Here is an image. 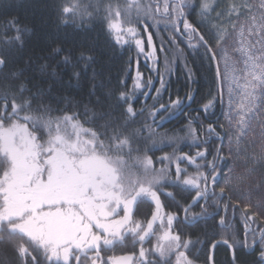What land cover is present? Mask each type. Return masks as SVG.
<instances>
[{"label":"trees","instance_id":"16d2710c","mask_svg":"<svg viewBox=\"0 0 264 264\" xmlns=\"http://www.w3.org/2000/svg\"><path fill=\"white\" fill-rule=\"evenodd\" d=\"M175 1L168 0L169 14L164 15V0H136L129 15L125 12L129 0H0V54L7 60L6 68L0 72V90L15 92L23 83L30 90L25 95L42 93V103L50 106L52 117L76 112L80 120L85 121L87 109L95 116L85 127L104 132V126L109 125V133L119 128L132 137L133 147L139 151L124 157L132 182L145 178L137 158L140 161L144 157L151 158L154 171L149 172V176L166 170L164 186L159 190L160 216L165 217V226L161 227L157 221L154 235L143 241L126 234L122 241L112 246L101 245L100 255L107 264H111L110 258L120 257H130L127 264H141L142 248L151 264H177L179 251H184L193 264H233V249L229 245L244 241L245 234L249 242L253 237L259 240L260 233L264 232V223L256 215L251 216L252 210L245 213L241 206L234 210V203H229L227 208L228 200L220 196V185L229 164L224 144L222 146L227 131L220 76L216 59L206 51L199 38L192 41L184 27L178 32L182 17L177 18L172 10ZM229 1L219 0L212 11L204 15L211 25L207 41L212 48L217 28L227 31V25L222 23L223 15L235 14L231 6L236 4ZM201 2L193 0L195 7L184 8L190 22L200 13ZM73 3L90 15L62 18L61 5ZM109 5L120 8L119 19L127 43L117 44L108 31L105 9ZM137 6L148 14L137 18ZM13 20L17 21L15 26L9 24ZM128 27L135 29L134 35L126 32ZM16 28L21 29L22 43L13 40ZM137 40L142 42L140 46ZM87 57H91V61ZM76 72L80 73L79 78L74 76ZM121 92L126 94L127 102L119 99ZM189 95L191 100L187 99ZM177 98L181 101L179 107L172 103ZM40 103L34 101L33 107H39ZM128 105L134 109L135 116L127 114ZM205 105H209L206 110ZM4 124L8 126L9 121ZM29 129H32L31 124ZM197 153H204V156ZM175 157L185 159L177 161ZM188 157L194 158L195 164ZM176 163L190 176L197 174V166L199 172L209 177L216 175L217 183L208 181L207 201L201 199L193 203L195 188L188 186L181 191L170 186L175 180ZM5 167L0 160V172ZM213 191L216 195H212ZM167 192L176 194L175 198L166 196ZM185 208H188L189 218L201 214L202 209L207 212L192 225L185 221ZM155 212V203L145 200L134 208L133 220L146 224ZM166 214L176 216L171 232L179 234L182 242L191 240L192 243L187 249H173L161 257L156 247L164 243L159 237L169 230ZM20 243L32 251L26 239L10 235L7 230L0 231V264H32L30 257L22 260L16 247ZM32 255L40 264H48L42 253L32 251ZM235 255V264H258V249L236 247ZM88 256L94 253L88 252ZM81 264H89L83 255Z\"/></svg>","mask_w":264,"mask_h":264},{"label":"snow or ice","instance_id":"6c2138e0","mask_svg":"<svg viewBox=\"0 0 264 264\" xmlns=\"http://www.w3.org/2000/svg\"><path fill=\"white\" fill-rule=\"evenodd\" d=\"M134 4L136 0H129L125 8L127 14L131 15ZM186 7H195L193 0H176L172 10L177 18H184L183 27L188 30L190 37L198 33V29L189 23L184 12ZM244 7L246 18L240 22L239 27L233 25L235 35L218 27L215 43L225 60L226 73L229 68L235 70L237 65H242L244 101L238 105L235 116L229 118L230 125L234 127L229 151H235L237 157L244 156L247 153V148L244 147L246 138L254 141L258 135L261 152L258 156H251L253 167L246 170L251 173L255 166L264 164V0L259 2V15L252 13L251 5ZM199 8L201 16L212 11L211 0H202ZM105 11L107 28L113 39L117 44L127 43L123 39L125 29L119 19L120 8L109 5ZM157 11L160 9L157 8ZM231 12L235 13L239 20L241 14L236 5L231 6ZM142 14L148 13L137 6V18ZM163 14H169L168 0H164ZM77 15L90 13L75 3L61 5L62 18ZM16 23L15 20L9 21L11 26ZM16 32L13 40L22 43L21 29L16 28ZM126 32L134 35L135 29L128 27ZM199 41L215 59L216 53L212 51V45L203 35L199 36ZM141 43L136 41L138 46ZM86 59L91 61L92 58ZM67 60L65 57V62ZM6 66V58L0 54V72ZM228 75L229 79H234L232 73ZM74 76L79 78L80 73L76 72ZM29 91L23 83L18 85V91L15 92L0 90V160L6 164L0 172V231L7 230L10 235L19 236L21 240L26 239L32 246V251L42 253L48 264H70V261L81 264V255L89 264H107L100 255L101 245L112 246L114 242L122 241L126 234L135 235L143 241L146 237L154 235L153 227L157 221L164 227L165 217L160 216L162 204L159 190L164 186L162 182L166 179V170L161 169L160 174L149 176V172L154 171L151 168V158L144 157L142 161L137 158L144 169L145 178L132 182L129 179V165L124 159L125 156L131 157L133 151H139V148L133 147L132 137L125 135L119 128H113L109 133V125L104 126V132L85 127L95 116L90 115L87 109L84 112L87 118L85 121H81L76 112L52 117L49 115L50 106L42 103V93L37 91L35 94L25 95ZM231 93L232 88L229 87V94ZM119 99L127 102L126 94L121 92ZM187 99L191 100L192 97L189 95ZM34 101L41 102L40 106L34 108ZM172 103L173 106H181L179 98ZM208 106H204L205 110ZM21 113L24 115L21 116ZM127 114L136 115L131 105L127 107ZM5 120L9 121L8 126H5ZM20 120L23 123H20ZM29 124L32 125L31 130ZM102 136L104 139H101ZM197 155L202 157L204 153ZM175 159L179 161L185 157ZM187 159L195 164L194 158ZM197 169V174L190 176L186 169L176 163L175 180L170 184L181 191L187 190L188 186L195 188L193 203L201 199L207 201L208 181L211 180L213 184L218 182L215 174L209 177L199 172V166ZM212 171L215 173L214 165ZM182 172L185 176L183 179ZM256 187H261V184L257 183ZM164 194L173 199L176 195L172 192ZM212 195L216 193L213 191ZM224 195L225 189L221 187L220 196ZM145 200L155 203L156 212L146 224H141L133 220V210L138 203ZM252 207L251 204L246 205L245 213ZM255 208L264 212V201L256 204ZM184 211L185 221L195 225L204 218L207 209H202L201 214L192 215L191 218L187 215L188 208ZM255 215L256 212L251 213L252 217ZM175 219V214H166V227L169 230L159 237L164 243H158L156 247V252L161 257L167 256L173 249H187L192 243L191 240L182 242L179 234L171 232ZM224 243L228 244V241L225 240ZM16 247L22 260L30 257L32 264H40L24 243ZM229 247L233 249V264L236 262V247L258 249V264H264V232L260 233L259 240L253 237L251 242L245 234L244 241H236L235 245ZM88 252L94 253V256L89 257ZM140 257L141 264H151V261L146 260L143 248ZM130 259L110 258L111 264H127ZM177 264L193 262L187 258L184 251H179Z\"/></svg>","mask_w":264,"mask_h":264},{"label":"rangeland","instance_id":"374dc122","mask_svg":"<svg viewBox=\"0 0 264 264\" xmlns=\"http://www.w3.org/2000/svg\"><path fill=\"white\" fill-rule=\"evenodd\" d=\"M211 1L212 6H214L219 0ZM259 2L260 0H230V4H236L240 7L237 11H239L241 15L239 20L237 19L236 14L231 15L228 13L227 15H223L222 23L225 22L224 24L227 25V32L235 35L233 25L239 27L240 22L246 18V8L244 5H251L252 13L259 15ZM242 7L245 9H241ZM199 20L202 23H207V25L204 26L205 29H210L211 25H209L207 17H200ZM221 47H223V45H221ZM213 52L216 53V64L219 66L221 96L224 108L223 120L227 131L225 141H223L222 146L224 144L223 147H225L229 160L228 168L224 174L220 187H223L229 198L242 208L245 209V206L249 204L253 205L250 210L256 212V216L264 223V212H260L255 208L256 204L264 201V164L255 166V170L251 173L246 171L248 168L253 167L251 156L253 154L258 156L261 152L260 138L258 135L254 141L251 138H246L244 147L247 148V153L244 156L237 157L235 151H229V141L230 139H233L234 133V127L230 125L229 118L235 116V111L237 110L238 105L244 101V79L241 74L242 65H237L235 70L229 68L228 73H232L234 77V79H229V75L225 71V60L221 55L220 48L216 47L215 41ZM229 87L232 88L231 95L229 94ZM257 183H260L261 187L257 188Z\"/></svg>","mask_w":264,"mask_h":264},{"label":"flooded vegetation","instance_id":"af4514ba","mask_svg":"<svg viewBox=\"0 0 264 264\" xmlns=\"http://www.w3.org/2000/svg\"><path fill=\"white\" fill-rule=\"evenodd\" d=\"M176 2V1H175ZM200 17H204V15L203 16H201L200 15V13H196V15H194V21H192V22H190V20H188L189 21V23H191L196 29H198V33H194V34H192L191 36H192V41H194L196 38H199V36L200 35H203L204 36V38H205V40H207V35H208V32L210 31V29L209 30H207V29H205V25H207V23L206 22H201L200 20H199V18ZM183 17L181 18V22H180V25H179V30H178V32L179 33H181V30H182V28H183V23H182V21H183ZM208 28V27H207ZM187 41H189V40H187ZM213 49V48H212ZM7 120H5L4 122H6ZM215 186V185H214ZM211 187V190H213V185H211L210 186ZM224 197H226V199L228 200V204H227V208L229 207V203H234L230 198H229V196L225 193V195H224ZM235 204V203H234ZM240 205H238V204H235V208H234V210L235 209H237V207H239Z\"/></svg>","mask_w":264,"mask_h":264}]
</instances>
